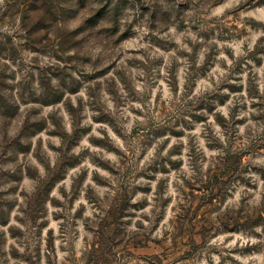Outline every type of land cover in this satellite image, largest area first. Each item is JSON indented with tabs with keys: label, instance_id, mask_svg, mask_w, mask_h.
I'll use <instances>...</instances> for the list:
<instances>
[{
	"label": "clouds",
	"instance_id": "clouds-1",
	"mask_svg": "<svg viewBox=\"0 0 264 264\" xmlns=\"http://www.w3.org/2000/svg\"><path fill=\"white\" fill-rule=\"evenodd\" d=\"M130 3L135 11L125 9L118 35L140 15L139 3ZM143 3L157 14L171 11L166 31L154 33L145 17L133 28L131 41L113 47L114 37L97 36L84 16H76L79 0H64L62 10L48 18L51 39L58 43L60 33L82 29L75 38L88 37L90 44L64 51L62 60L36 51L16 60L0 57V66L14 74L8 81L14 90L7 95L20 112L9 125L0 117V154L12 141L31 146L26 154L15 153V163L0 165L3 171L19 170L22 177L15 195L4 197L16 203L8 224L0 225V264H158L157 256L164 264H264V224L230 231L222 219L264 209V63L252 59L256 48L264 47V3L159 0L162 9L155 7L157 0ZM13 5L14 0H0V44L10 38L14 47L25 49L28 33L20 15H9ZM154 34L169 47L157 46ZM259 59L264 61V55ZM105 116L110 120L103 121ZM35 120L44 122V130L22 138L26 121ZM81 129L90 131L69 153L79 163L46 191L69 147L64 136ZM13 155L9 147L7 156ZM230 155H242L240 172L223 182L210 227L189 231L182 221L193 204L190 186L210 183ZM125 193L117 225L110 214ZM33 201L43 205L34 222L29 215ZM177 237L189 247L165 260V248L171 250ZM149 240L155 256H129V243Z\"/></svg>",
	"mask_w": 264,
	"mask_h": 264
},
{
	"label": "rangeland",
	"instance_id": "rangeland-1",
	"mask_svg": "<svg viewBox=\"0 0 264 264\" xmlns=\"http://www.w3.org/2000/svg\"><path fill=\"white\" fill-rule=\"evenodd\" d=\"M167 2H171V0H167ZM213 4L223 2V0H210ZM251 2V0H250ZM264 3V0H261ZM136 3L140 5V15L138 18L134 19L130 25L126 27V30L123 33L120 32L119 24L121 18L125 16V9L128 7H132L133 11H135V5L130 3V0H117L114 3V0H79V9L76 12V16H84L86 18L87 26L95 32L97 36L103 37L107 34L109 37H114L115 39L112 41L113 47L117 45H122L125 42L131 41L135 37V32L133 28L140 23V21L144 20L145 17L150 22V27L152 28L154 33H163L166 31V26L171 22V11L168 12H159V14L152 12V8L149 5L143 3V0H136ZM64 5V0H14V5L9 11V15L14 19L15 16L20 15L22 17V25L27 33H28V44L25 49H17L13 46L11 39L9 38L6 44H0V57H11L13 60L24 55L25 51H36L43 54H47L49 52L53 53L57 59H64L62 53L70 48H83L85 45L90 44L91 40L86 37L84 40H78L75 37L80 35V31L82 29H77L72 34H64L60 33L58 35V43L53 41L49 35L51 31L48 18L50 16H55L57 14V10H62ZM157 9H162L163 5L157 3L155 5ZM184 11H187L186 5L180 6ZM73 17V19L76 18ZM4 20L7 17L3 18ZM178 21H181V16L177 17ZM3 22V20H0ZM109 25H112L111 27ZM235 25H233V28ZM225 32H228L227 28L224 29ZM246 34V33H245ZM231 33H228V36L231 37ZM153 42L161 47L168 48L169 42L161 39L160 35L152 36ZM173 47L175 45H172ZM57 48L59 49L57 51ZM230 55V53H229ZM264 55V47H257L255 52L252 54V59H254L257 64L264 63L261 61L259 57ZM72 57H69L68 60L71 61ZM195 59V56H193ZM212 58L209 57L208 62L205 64V74L209 71L208 65L211 64ZM14 79V74L10 73L6 66H0V117L5 119L6 125L10 124V121L16 120L20 116L19 108L14 103L11 102V97L7 95L8 92L14 90V86L8 83L9 80ZM41 82L42 84H46V78L44 73H41ZM228 88L231 91H239V87L237 85H228ZM29 87H25L24 91H28ZM253 94H256V89L253 87L251 89ZM59 95V94H57ZM221 101V103L226 102L227 97L219 96L217 97ZM209 109H212L214 105L209 103L207 105ZM34 115H38V113H34ZM198 119H200L198 117ZM110 118L105 116L103 121H109ZM29 121H32V114L29 116ZM26 121L25 127L21 132V137L30 138L31 135H35L37 131H43L46 125L41 120H35L34 122ZM100 122V121H98ZM90 129H81L77 133L74 134L73 137L64 136L66 144L69 145L67 151L63 155V159L61 163L57 166V171H54L50 175L56 176V179L52 181V184L46 189V191H51V188L54 187L55 183L59 182V180L64 179L69 169L75 168L79 163V158L71 156L69 153L71 152V148L75 146L76 143L79 142V138L82 135H86ZM56 134L63 135L62 132H58ZM99 146H108L107 141H94ZM11 147L13 149L14 155L9 157L7 156L8 148ZM23 151L25 154L31 151L30 144H20L19 141L10 142L9 146L5 148L4 152L0 154V165H7L9 163H15L16 157L15 153ZM102 166L103 162L98 161ZM243 164L242 155H230L223 169L218 170L213 176L207 185H203L200 188H196L194 185H191V192L193 194V204L192 207L186 211V214L183 218L182 225L187 226L190 225L191 228L189 231H194L197 226H200L201 230H207L210 225L207 223L209 219L210 212L216 207L218 200V192L222 193L224 190L223 182L226 178H230L232 175L240 172L241 165ZM264 172V170H261ZM31 175H35L31 172ZM22 177L20 175L19 170L16 172L11 171H3L0 170V187L9 182H15L14 186L9 188L6 192H0V225H7L9 222L10 212L13 207H15V201H10L4 199L5 196L15 195V193L19 190V183ZM99 179V178H98ZM102 182V181H101ZM103 183V182H102ZM201 191L204 192L205 195L197 198L195 193ZM45 198V195L42 194L41 200ZM197 199L199 202H197ZM120 207L113 208L110 217L111 219L119 225V220L117 219L125 205L127 204V193L123 197L120 198ZM42 203L40 201H33L32 205L29 208V215L32 218L33 222L39 215V212L42 210ZM7 209V211H5ZM224 221V225L226 230L235 231L241 228L251 230L258 226L259 224H264V209L258 210L255 213L251 214H243L237 216H227L222 218ZM107 226V223H106ZM14 234L16 233L13 230ZM123 236V232L120 231L119 227L117 228V240ZM181 236L186 237L187 232H185L182 228ZM195 242V236H192V243ZM122 243V241H121ZM151 241H141L132 245L129 243L126 248L128 250L129 256L139 255L140 258H147V255L150 253L155 256V251L151 248ZM51 247V242H49ZM119 244H116V247H119ZM160 248H165L164 245H159ZM189 244L185 241L182 242L180 237L176 238V243L174 247L169 250L165 248L163 253L165 260H168L170 256L175 257L177 253L183 252L185 248H188ZM195 251V248L192 249ZM252 249L246 250L245 254H251ZM185 256H190L191 252H184ZM158 264H164V260H160L159 257H156ZM91 264V261L89 262ZM172 264H175V261H172Z\"/></svg>",
	"mask_w": 264,
	"mask_h": 264
}]
</instances>
